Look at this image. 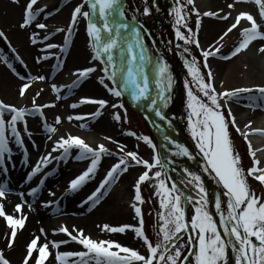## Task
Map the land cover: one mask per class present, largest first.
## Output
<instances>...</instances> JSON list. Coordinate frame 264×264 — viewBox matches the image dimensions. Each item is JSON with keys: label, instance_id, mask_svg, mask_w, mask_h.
<instances>
[{"label": "snow or ice", "instance_id": "6c2138e0", "mask_svg": "<svg viewBox=\"0 0 264 264\" xmlns=\"http://www.w3.org/2000/svg\"><path fill=\"white\" fill-rule=\"evenodd\" d=\"M156 0H151L155 4ZM249 0H232L227 3L225 12L220 10H201L196 0H176V5L171 9L173 16V28L175 37L182 44L176 47L186 54L184 67L190 79L184 80L186 92V108L188 110L187 127L196 147L203 156V172L212 177L223 189L222 192L210 193L205 187L201 174L191 171L187 167L182 171L186 179L180 183L192 185L195 195H187L168 174V164L171 160L162 156L157 151V145L148 135H138L135 131H127L126 134L146 143L153 151L150 159L142 157L137 150H125L126 146L114 141L112 137L104 139L117 144L119 158L107 170L99 186L87 197L84 203L95 207L110 195L112 186L116 184L123 173L131 166L143 168L133 184L134 194L131 197L130 207L134 212L136 224L123 223L111 225L104 223L100 231L111 234H126L132 231L135 238L142 242L146 254L136 248L124 245L113 239H96L85 233L83 228L75 225L71 229L66 224H60L52 229L53 234H64L66 239L48 240L47 231L41 227L40 235H34L25 245V254L21 264H51L54 257L56 264H264V195H258L251 187V180L264 186V166L257 158L251 139L252 135L264 137V128L253 126V121L248 120L243 128L238 123L231 107L233 102H239L244 94H247L249 107L264 109V84L250 87L223 88L216 87V74L211 66L210 58L219 57L222 60H230L246 51L255 42L259 43L257 51L264 54V0H251L257 6L258 13L254 15L249 10H237V5L247 3ZM19 4L20 0H13ZM38 0H25L22 8L21 20L18 27L21 30L32 28L29 40L36 45L40 33L35 29L44 30L43 40L48 41L52 35L48 31L49 26L40 16H50L44 8L35 7ZM88 10H84V4H77L70 13V20L65 28L56 27V33H65L61 45L44 43L43 49L60 48L61 53H66L72 36L80 18L86 20V33L88 46L91 50V60L99 62V68L95 63L90 66L76 68L73 75L75 80L70 88L78 86L87 80L91 74L99 71L97 76L100 85L116 98L112 103L108 99L95 97H81L79 103L70 105L73 109L79 104L91 103L98 105L96 110L88 114L69 115V121L82 120L85 115L96 118L102 115L106 107L122 109L113 113V119L117 122H129L127 109L123 97L127 96L133 104H144L148 110L160 118L167 120L164 111L172 99L174 75L165 57L159 53L153 54L145 42V36L151 37L150 31L144 23L133 14L131 20L126 17L127 9L124 0H84ZM47 6L45 5V8ZM138 11V10H137ZM229 24L207 47L201 44L199 34L203 26V18H217L227 20L232 17ZM152 12L149 0H145L143 15L148 16ZM195 16V27L189 26V20ZM239 27L238 42L222 55L225 48V38L233 30ZM183 29V30H182ZM0 38L8 41L14 59L20 65L25 64L24 59L12 47L11 42L3 29H0ZM192 46L200 52L199 59L192 52ZM46 55L37 56L36 62L46 61ZM0 62H3L22 83L18 86L20 97L27 94L34 81L43 82L45 75H21L14 66L12 60L0 54ZM247 67V65H245ZM223 85V81L220 82ZM153 86L155 93L153 92ZM53 92H59L56 84L51 85ZM43 89L37 91L31 99V107L17 106L0 99V172L7 173L6 159L12 155L11 144L24 148L25 160L27 149L22 132L31 139V130L28 128L27 117L38 115L42 118V127L49 133V140L58 129L47 122L44 109L55 107V103L38 104L37 98ZM61 97L57 95V100ZM7 116V118H6ZM55 124L61 123V117L57 115ZM169 126L171 122L168 121ZM22 125V129L18 127ZM82 124L81 127H87ZM239 133L247 144L248 155L251 158V166H243L242 155L236 150L232 138V130ZM165 140H171L167 135ZM171 143L176 146L173 153L176 156H184L189 159L192 154L188 147L178 144L175 140ZM33 147H39L33 141ZM138 147V146H137ZM77 150L74 157L77 160H88L85 170L69 181L67 191L74 192L80 189L95 174L106 155H113L105 143L90 145L80 135L68 133L60 135L53 142L52 151L44 154L31 170L27 173L26 180H31L41 172V169L51 163L52 160H67L71 157L72 150ZM60 155L54 156V152ZM50 173H45L49 175ZM169 181H171L169 185ZM154 182L155 192L159 199L160 212H158L157 239L153 241L146 233L145 218L142 205L145 203L142 194V185ZM40 185L44 184V178L40 179ZM39 185L29 189V195L38 193ZM11 191L8 182H0V218L6 221L10 234L6 240L7 248L14 247L18 233L25 227L27 215L23 212L27 203L23 199L24 193H19L21 202L15 203L14 213L9 214L5 210L4 201ZM49 194L52 195L51 189ZM45 207L52 201H43ZM191 204L193 213L190 220L186 214V205ZM212 205L215 212L211 211ZM31 209L32 204L27 203ZM218 217V220L217 218ZM187 234V240L183 237ZM41 236L44 237L41 242ZM75 242L82 246L80 251H60L61 245ZM185 250L187 255L184 254ZM0 264H11L0 249Z\"/></svg>", "mask_w": 264, "mask_h": 264}, {"label": "bare ground", "instance_id": "6f19581e", "mask_svg": "<svg viewBox=\"0 0 264 264\" xmlns=\"http://www.w3.org/2000/svg\"><path fill=\"white\" fill-rule=\"evenodd\" d=\"M54 1H56L57 4L65 3V5L61 7L57 17H65L67 11L69 10L67 17L69 21L70 13L72 9L78 4V2L75 3L74 0ZM224 4H226V0L198 1L199 8L204 11L216 10L214 7H222ZM22 8V4L21 7L8 6L6 8L0 5V29H3L6 32L9 39H11V42L15 46L17 52L24 59L26 65L32 72L46 76L52 74V72H56L55 78H58L62 74H64L67 69L72 67L76 68L77 64L82 63L81 61H83L86 51L83 44V34L80 30H74L72 36L70 37V43L73 42L74 46L72 47L70 53L66 55V57L64 56V53L60 52V48L56 47L55 52H59L61 56V58H58V61H54V59H48V61H41L40 63H37L35 58L42 55L44 51H41V49H43V45H41V42L44 41L43 35H45L46 32L35 29L38 33H40V38L36 45H32L30 43L29 36L33 29L30 28L27 30H21L18 27V24L21 20ZM39 18H44V16L42 15ZM228 25L229 23L227 22V20L222 21L217 18H203L201 37L203 39L205 47H207L208 44L213 43V41ZM53 30L54 29H48V31L52 33V35L49 36L48 42L51 41L59 45L62 42L61 34L56 33ZM237 34H239L238 28L236 30H233V32L225 38L224 43L226 46L222 51V55H226L228 53V51L230 50L229 44H231L230 42H232L234 36H236ZM259 43L261 42L253 43L250 46L251 52L249 50V53L244 56H242V54H239L235 58L227 61L222 60L219 57L210 58V63L216 76H220L221 78H223V85H221V90L223 88L231 89L236 87H250L252 85L264 84V54H261L257 51ZM0 54H3L4 56L12 60L14 66H16L21 75H26L25 70L21 68L19 63L14 59L13 55L6 48L1 38ZM245 65H247V67H245ZM74 80L75 76L74 78H69V80H67L68 87ZM21 83L22 81L17 76H15L11 72V70L8 69L3 62H0V99H3L5 102L15 104L17 106L31 107V99L33 95L40 89L32 85L31 88L27 90V94L24 97H20L18 93V86ZM96 84H98V80L96 78H91L81 82L76 87H69V89L73 90V92H77L76 96H71L68 102H63L62 104L54 102L55 107L44 109L47 122L49 121V123L53 124V122L55 121L54 118L57 115H61L64 113L66 114V116L79 114V110L84 111L80 113L81 115L91 113L90 111L93 108V105L91 103L79 104V107L75 109L70 107V105H72L73 103H79L81 98L79 95L80 93H90L97 91ZM153 92L155 93L154 86ZM52 97L53 96L48 89H43L42 94L37 98L36 102L38 104L51 103V100L53 99ZM131 104L138 108H145V105L142 103ZM248 104L249 100L247 99V94H244L239 102H233L231 104V107L240 125H243L246 120H253L258 115V111H256L257 109L255 107H249ZM245 107L249 108V111L246 114L242 115L241 112ZM88 108H90L91 110H88ZM164 111L167 115V120L165 121H161L160 118L156 117L151 111L150 115L155 122V129L161 138V155L167 156L171 160V163L168 164L167 167L169 169L168 174L171 176L172 180H174L187 195L194 196L195 191L192 185L185 186L184 184L180 183L181 180L186 179V176L183 173L182 169L187 167L191 171L201 174L205 187L209 190L210 193L219 192L217 189V185L212 181V177L206 175L203 172V169L201 168L199 162L192 153L191 159H189L188 157L176 156L173 154L176 150V146L171 143V140H175L178 144H183L186 147H188V143L183 140L182 132L178 124L174 125V123L172 122L170 111L167 108L164 109ZM107 119L108 118L104 113L94 119L89 117H86V119L82 120L73 119L65 123V126H63V135L71 133L73 135H80L81 137L83 136V138L87 132L94 135H107ZM27 121L28 128L34 129L36 132V134L33 135L32 140L38 143V150L40 152H46V150H48V152L52 151L54 141L49 142L46 138H44V130L41 129L39 125L41 119L37 117V115H30L27 117ZM168 121L171 122V126H169ZM82 124H87L88 126L81 127ZM165 135L169 136L171 140H165ZM29 144L30 141L26 139L25 147H30ZM95 145H97V143H95ZM10 146L13 150L11 158L7 159L9 171L6 174L0 172V181L4 176H8V185L12 192L4 201L5 210L9 214H15L14 210L12 209L13 206H11V203L12 200L17 197L16 191L18 193L23 192V198L27 201V203L32 204L31 209L28 206L23 209V212L27 215L25 227L18 233V238L15 242V245L11 249L7 248L6 246V240L9 235H7V233L5 234V229L7 227L6 221L3 218H0V249L4 251L6 258L11 261V264H21L22 257L25 254L26 242L29 241L34 235H40L39 229L41 227H43L47 231V239L50 241L66 239L63 234H53L52 232V229L56 226L60 224H66L70 229L73 225L79 228H83L85 233L90 234L93 238L96 239H113L133 248L140 242V240L135 238L134 233L130 230L127 231L126 234H111L100 231V226H102L104 223L116 225V222H119V220L120 224H132L135 222L134 212L132 209L127 208V204L125 201L126 199H131L132 197L128 174L134 172L133 170H129L126 174H123L124 176L122 175L123 177H125L126 184L125 181L122 184L123 186H120V184L117 183L114 184L112 186V189L110 190V195L106 196L99 205L91 207L90 204L84 203L85 194H91L95 190V188L99 186L100 181L105 175V173L100 171V167L104 165V161L110 156L106 155L102 158L96 174L89 181H87L77 191L70 192L67 191L69 181L75 176L79 175L83 170H85L89 163L88 160L75 159L74 157L77 155V150L73 149L71 153L72 158H69L67 160H59V164L56 168H43L41 169L40 173L32 178V181L36 180L37 184L43 177L44 184L41 185L40 189H38L37 195L30 196L29 194L25 193V191L29 189L28 187L30 186V184H26L25 182L21 181L22 168L17 163L15 157L16 151H14V147L16 150L17 145L15 143H12ZM255 147L258 151L259 149L264 150V141H257ZM59 153L60 152L57 151L54 152L53 155L55 154L56 156H58ZM68 160L73 161V163L79 162L81 164H86L84 167L68 166ZM114 163H116V161H114L112 164ZM263 163L264 162H262V165ZM45 173L50 174L45 175ZM49 189H51V192L53 193L52 195L49 194ZM43 201H52V204L45 207L42 203ZM209 207L214 213V207L212 205H209ZM52 215H57V217L52 220L50 217ZM43 240L44 237L41 236V242H43ZM71 248H76L77 251H80V249H82L80 245L69 242L67 245H61L60 251H72ZM51 264H56L54 257L51 260Z\"/></svg>", "mask_w": 264, "mask_h": 264}, {"label": "rangeland", "instance_id": "374dc122", "mask_svg": "<svg viewBox=\"0 0 264 264\" xmlns=\"http://www.w3.org/2000/svg\"><path fill=\"white\" fill-rule=\"evenodd\" d=\"M49 3L52 2L51 6H49L45 13L50 12L51 15L50 16H46V18L40 19L43 20L44 22H46L49 26L50 29H54L56 27H62L65 28L66 27V20L68 19V12L65 15V17H61L58 18V14L60 12V9L62 6L65 5L60 3L57 4L56 1L54 0H48ZM75 3L78 2V4H82L83 1L82 0H74ZM125 1V8L127 9L126 11V17L131 20V17L133 14L137 15V17L144 23L145 27L150 31L151 33V37L149 36H145V42L148 45V47L151 49L153 54L159 53L160 55H163L167 61V63L170 66V69L174 75V86H173V92H172V99L168 105V108L176 115V119L178 121L179 126L183 129L184 133L187 136H190V132L188 130L187 127V116H188V110L187 108L184 107V110L186 111L187 114H183L182 112L178 111V107L176 106L177 104L174 103L176 102V100L179 99V85H178V77L181 78V86L184 88V80L185 79H190V77L187 76V70L184 67V59L186 54H184L182 52V49H179L176 47L177 44H182L181 41H178L175 37V31L173 28V16L171 14V9L176 5V0H156L155 4L151 3V0H149V6L152 8V12L150 15L148 16H144L143 15V6L145 3V0H138L139 3L138 5H133L132 4V0H124ZM198 1L196 0V3L198 5ZM181 2H184V0H181ZM232 0H226V4H224L222 7H214L217 11L220 9H223L225 12L231 11L229 9H227L226 5L227 3H231ZM25 0H20L19 4H15L13 3V0H0V5L4 6V8L8 7V6H18L21 7L24 5ZM134 3V1H133ZM84 4V3H83ZM199 7V5H198ZM240 9H245V10H249L250 12H252L254 15H256L258 13V9L257 6L255 5L254 2H251V0H249V2L247 3H241L237 5V10ZM84 10H87V8L84 6ZM138 10V11H137ZM236 12L233 11L232 12V17H230L229 19H227V22L229 24H231L233 22L234 16H235ZM52 20V21H51ZM86 20H84L83 18H80L78 26L76 29L80 30L83 34V44L85 46V56L83 61H81L82 63L77 64L76 68H80V67H85V66H90L92 63H95L96 66L99 68V62H93L91 60V50L90 47L88 46V36L86 33ZM189 26L190 27H195V16L192 15L191 19L189 20ZM239 29V27H238ZM183 30V29H182ZM168 32H170L171 36L168 35ZM63 33H61L62 35ZM8 36V35H7ZM9 38V37H8ZM199 38L201 41V44L203 46V39L201 37V31L199 34ZM239 39V34H237L236 36H234V39L232 40V44H231V48L234 46V44L236 42H238ZM11 40V39H10ZM44 43H47V41H43L41 42V45H44ZM54 44V43H53ZM173 44H175V46H173ZM73 42L69 44L68 47V51L66 53H64V56L66 57V55L68 53H70L72 47H73ZM45 49L43 51V55L52 53L51 55H49V58L52 59L54 57H58L57 56L59 53H56L54 50H49ZM249 50L251 52V48L247 49L246 51L242 52V56L246 55L249 53ZM175 52V55H177L178 59H176L173 55V53ZM192 52L194 55H196L199 59H202L200 57V52L198 49H196L194 46H192ZM240 54V55H241ZM48 58V59H49ZM48 59L46 61H48ZM74 68V67H72ZM69 68L65 71L64 74H62L60 76V78H55L53 76H46V80L43 82L40 81H34L33 83L35 84V87H38L39 89H48L51 94H52V102H57L58 104H62L63 102H68V100L70 99V96H76L77 92H70L69 89L67 87H64L63 85L65 84V82H63V77L65 75L70 74L71 71H74L76 68L72 69ZM31 75L35 76L37 75L36 73H31ZM101 75V73L99 71H97L96 73L91 74V76L89 77L91 78H96L97 76ZM88 78V79H89ZM221 81H223V78H221L220 76H216V87L218 90H221ZM52 84H56L58 86V88L61 87V89H59V92H53L51 85ZM97 86V91L94 92H90V93H80V97H95V98H104V99H108L110 102L113 101V103L116 102V98L111 96L106 89L103 88L102 85H100L99 83L96 84ZM34 87V88H35ZM63 87V88H62ZM182 89V88H181ZM67 92V93H66ZM66 93V94H65ZM65 94V95H64ZM57 95H59L61 98L59 100H57ZM185 95V94H184ZM186 97V95H185ZM186 100V98H185ZM123 102L125 104V108L127 109V116L129 118V122L125 123L123 122V120H121L120 122H117L113 119V113L116 111H119L120 109H112L110 106L106 107L102 113H104L106 115L107 119V127H106V132L107 135H94L91 133H86V135H84V139L87 143H89L92 146H95V143H105L106 146L112 151L113 155H110V157L108 159H106L104 161V165H102L100 167V171L101 172H107L110 164H112L114 161H117L119 158V149L117 147L116 143H113L112 141H108L105 140L104 138L106 136H110L113 138L114 141H118L119 143L123 144L126 146V151L127 150H137L139 152V154L147 159H150L151 156L153 155V151L152 149L143 141L136 139L135 137L129 136L126 134V129H128V131H135L138 135H148L151 137L152 141L157 145L155 137L151 134V132L149 131L147 125L145 124V122L142 120V118L135 112H132L127 103L125 98L123 97ZM69 104V103H68ZM94 105V108H92V110L90 108H88V110L91 111H95L96 108L98 107V105ZM122 110V109H121ZM183 110V111H184ZM90 111V112H91ZM249 111V108L245 107L244 110H242L241 114H245ZM258 108H257V110ZM81 111L79 110L78 113L80 114ZM257 112V113H258ZM182 113V114H181ZM123 111L121 113V116H123ZM259 114V113H258ZM62 119H61V123L59 125L55 124V121L53 122V125L57 127L58 131L55 134H52L54 137L53 139H55L56 137L58 138L60 135H63V126H65V123L69 122V120L67 119L68 116H66V114H61L59 115ZM54 117V116H52ZM262 117L264 118V113H262ZM49 123V121H48ZM40 128L43 129L42 124L40 123ZM19 127V125H18ZM32 132L34 134H36L34 129H31ZM50 134L47 133L44 130V138L48 139V136ZM239 135V134H238ZM237 133L234 131V129L232 130V138L234 141V145L236 146V148L240 149L241 153H242V157H243V166L245 168L250 167L251 166V158L248 155V149H247V144L246 142L243 143L240 140L236 139V136H238ZM101 136V137H100ZM33 137V136H32ZM83 137V136H82ZM241 138V137H240ZM49 140V139H48ZM138 146V147H137ZM14 151H16V160L18 162V160L20 159V151L18 149V146L14 147ZM28 151H32L33 153H30V159L32 161L36 160V158L38 156H40L39 154V150H31L29 149ZM263 161V160H262ZM86 163H73V161H69L68 160V166H74V167H84ZM264 165V163H263ZM51 166V165H50ZM129 170H133L134 172H131V174H128L129 176V180H130V189L132 191V196L134 194V190H133V184L135 179L137 178L138 174L143 171L142 167H130ZM128 170V171H129ZM127 171V172H128ZM126 172V173H127ZM123 173V174H126ZM122 174V175H123ZM121 175V176H122ZM124 176V175H123ZM121 177L120 180L117 182V184H120V186H123L122 184L125 181L126 184V180L125 177ZM60 179V178H59ZM3 180V179H2ZM1 180V181H2ZM0 181V182H1ZM251 187L253 188V190L258 194V195H264V186L260 185L258 182L251 180ZM33 184V183H32ZM31 184V185H32ZM155 192V188H154V182L151 183H145L142 185V194L144 196L145 199V203L142 205V210H143V214H144V218H145V226H146V233L147 235L150 237V239H152L153 241H155L157 239V225H158V212H160V206H159V199L156 195H154ZM129 197V195H128ZM126 204H127V208L131 209L130 204H131V199H126ZM21 202L18 201V199H14L13 203H11V206L15 205V203ZM152 204V206L150 205ZM25 209V208H23ZM193 213V207L191 204L186 205V214L188 219L190 220L191 215ZM52 220H54L57 215H52L50 216ZM120 222V220H119ZM116 222V225H119L120 223ZM137 221L135 219V222L132 224H136ZM25 230V229H24ZM23 232V231H22ZM7 233V235L9 234V229L8 226L5 229V234ZM64 235V234H63ZM75 244V243H74ZM134 248L138 249L139 251H141V253H145L146 254V249L144 246H142V242L140 241L137 245L134 246ZM73 251H76L75 248H71ZM82 250V249H80ZM189 264H192V262L190 261Z\"/></svg>", "mask_w": 264, "mask_h": 264}, {"label": "water", "instance_id": "95a60500", "mask_svg": "<svg viewBox=\"0 0 264 264\" xmlns=\"http://www.w3.org/2000/svg\"><path fill=\"white\" fill-rule=\"evenodd\" d=\"M138 111H140L142 114H143V116L146 118V120L148 121V123H149V125H150V127L152 128V130L154 131V129H155V122H154V120H152L151 118H150V116H149V110L147 109V108H145L144 110H142V109H138ZM156 136H157V138H158V140H159V136L156 134ZM188 147L190 148V150L193 152V153H195L196 154V152H195V150L192 148V146H190V145H188ZM196 156L198 157V159H200V161L202 162V159H201V157L199 156V155H197L196 154ZM207 174V173H206ZM217 218V220H218V217H216Z\"/></svg>", "mask_w": 264, "mask_h": 264}]
</instances>
